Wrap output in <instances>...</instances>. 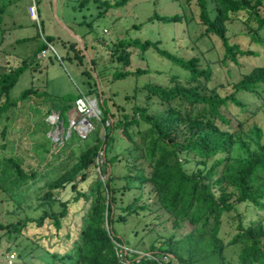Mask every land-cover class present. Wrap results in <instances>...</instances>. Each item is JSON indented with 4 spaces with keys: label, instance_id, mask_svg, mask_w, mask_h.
I'll return each mask as SVG.
<instances>
[{
    "label": "trees",
    "instance_id": "trees-1",
    "mask_svg": "<svg viewBox=\"0 0 264 264\" xmlns=\"http://www.w3.org/2000/svg\"><path fill=\"white\" fill-rule=\"evenodd\" d=\"M128 1L104 4L117 8ZM195 5L203 27L201 37H214L221 43L220 62L237 66L238 55L258 56L250 47L242 50L231 43L227 32L228 25L244 12L256 23L248 30L249 43L263 48L264 0H195ZM3 13L4 6L0 5V41ZM182 19L180 15L153 14L150 21L181 23ZM131 46L141 52L152 49L185 74V83L179 82V75H173L174 85L135 87L132 95L124 97L132 102L127 114L114 102L111 106L118 113H112L104 105L102 94L90 90L87 94L96 99L102 137L97 131L82 140L71 132L63 144L53 149L50 138L43 134L45 144L37 148L36 154L42 162L47 154L44 168L28 165L31 156L26 151L19 157L14 153L1 156L9 176L3 180L9 178L12 189L28 190L30 184L37 183L40 208L52 207L53 192L66 187L71 198L58 203V212L43 209L36 219L0 222V231L11 236L21 234L28 224L35 228L49 225L55 240L66 245L73 240L74 230L72 254L60 255L57 250L44 248L42 253L50 257L45 264H124L118 259L114 243L129 247L116 237L113 223L125 225L130 217L154 215L157 225L161 217L169 222L173 233L156 235L143 251L152 258L127 253L126 263L264 264V117L260 118L261 124L254 121L264 112V65L228 83L230 91L224 93L218 87H208L211 70L201 67L197 57L183 59L161 48L159 41L133 40ZM116 48L113 57L122 69L126 68L129 52L124 41L117 40ZM27 67L22 61V65L6 67L0 73V125L5 122L0 130L2 137L18 102L37 100L38 91L33 88L16 99L10 98V91ZM146 73L138 69L118 71L112 81ZM138 95L141 102L137 101ZM74 100L62 105L64 113L72 109ZM50 110L45 109L42 115L47 117ZM40 121L43 131H48L44 119ZM80 142L82 147L74 149V144ZM100 153L102 162L98 164ZM44 170H48L45 174L49 177L40 183ZM92 173L93 187L87 192L79 189ZM184 225L187 230L183 233ZM235 247V255L228 256L226 250Z\"/></svg>",
    "mask_w": 264,
    "mask_h": 264
},
{
    "label": "rangeland",
    "instance_id": "rangeland-1",
    "mask_svg": "<svg viewBox=\"0 0 264 264\" xmlns=\"http://www.w3.org/2000/svg\"><path fill=\"white\" fill-rule=\"evenodd\" d=\"M104 1L109 5L113 3V0H0V5L4 6L3 17L14 26L9 31L10 37L20 39L16 45L11 41L4 45L2 36L0 49L3 47L4 51H0V73L6 67L22 65V61L29 65L10 91V98H18L24 90L30 88L38 91L37 100L29 98L30 101L18 102L12 119L10 122L6 121V132L3 137L0 136V157L12 153L19 157L26 151L31 156L26 162L28 165H33L34 169L38 166L44 168L47 154H44L45 160L42 162L36 151L45 144L43 134L51 137L54 127L48 124V116L44 117L42 114L49 108L50 113L53 110L60 112L62 125L66 129L68 115L63 112L62 105L67 100L75 99L80 92H100L107 109L118 113L111 106V102H114L127 114L132 102L126 101L124 97L132 95L135 87L145 84L162 87L174 85L175 82L171 81L173 75H179V82L185 83L186 76L182 71L159 57L152 49L141 52L132 47L133 40L159 41L161 48L183 59L197 57L201 67L208 66L211 70L208 87H218L224 93L230 91L226 86L228 83L236 82L251 68L264 65V47L249 43L247 38L248 30L254 29L256 23L248 20L244 12L238 14V21L228 25L227 36L231 43L237 44L242 50L250 47L258 56L238 55V65L235 66L229 62H220L223 48L217 39L201 37L203 27L199 25L195 0H130L117 8L106 7ZM32 4L37 15L35 22L30 20L27 12V7ZM153 14L180 15L183 19L181 23L150 21ZM262 34L264 35V28ZM117 40H123L129 52V64L123 69L113 57L117 50ZM64 43H67V47ZM42 45L43 50L47 51L45 58L36 60L33 54ZM72 45L74 49L68 50ZM89 46H92V57ZM136 69L147 73L112 81L114 73L124 70L134 72ZM40 101L44 105L35 107ZM137 101H142L140 95ZM257 117L254 121L261 124L260 118L264 117V112ZM42 118L47 124L46 132L40 121ZM90 123L93 125L92 132L99 131L102 137L103 130L98 120L90 119ZM3 125L5 122L0 125V130ZM71 134L73 136L75 132L72 131ZM73 147L81 148L82 143H75ZM1 160L0 158V222L10 224L26 218L36 219L43 209L58 212V203L70 200L71 192L66 187L53 192L55 203L52 207L40 208V189L37 183L30 184L28 190L24 187L12 189L9 178L3 180L9 176L4 172ZM47 171L41 173L38 182L48 180L49 176L46 177L45 174ZM101 179L104 180L105 176ZM94 180L95 174L90 175L85 182L79 184V189L87 192L93 187ZM12 201L18 206H13ZM153 218L154 215L130 217L125 225L114 222L113 231L129 247L128 250L143 253L157 234L166 237L173 233L169 222L163 221L161 217L157 225V220ZM149 228H152L151 232ZM186 230L187 225H184L182 232ZM71 235L74 240V230ZM72 241L66 245L64 241H56L49 225L35 228L28 224L21 234L11 236L0 231V264H45L50 257L41 250L46 248L49 252L57 250L60 255L65 252L72 254ZM8 247L12 250H8ZM236 252L237 247L226 250L228 256H234ZM143 254L150 255L145 252Z\"/></svg>",
    "mask_w": 264,
    "mask_h": 264
},
{
    "label": "built area",
    "instance_id": "built-area-1",
    "mask_svg": "<svg viewBox=\"0 0 264 264\" xmlns=\"http://www.w3.org/2000/svg\"><path fill=\"white\" fill-rule=\"evenodd\" d=\"M28 15L31 21H37V15L34 4L28 7ZM46 50H42L37 56V59H42L45 57ZM68 115V126L65 129L62 125V122L59 121V113L52 111L48 115V124L54 127V130L51 134L50 140L53 144L52 148L54 149L57 146L63 144L69 137L72 131L80 139H85L92 131L93 125L90 123V119L99 120V111L96 106V99L92 97H86L80 95L77 97L72 105V109L67 113ZM102 154H99L98 164L102 162ZM114 242V241H113ZM118 259L121 263L129 264L125 262V256L127 253L131 255L132 253L139 254L140 257L146 256L152 258L151 255L138 253L135 251L128 250L125 246L114 243ZM138 260V259H137ZM136 260V262H137ZM163 260H166L163 258ZM131 264V263H130Z\"/></svg>",
    "mask_w": 264,
    "mask_h": 264
},
{
    "label": "crops",
    "instance_id": "crops-1",
    "mask_svg": "<svg viewBox=\"0 0 264 264\" xmlns=\"http://www.w3.org/2000/svg\"><path fill=\"white\" fill-rule=\"evenodd\" d=\"M30 6V5H29ZM28 6V7H29ZM28 7H27V12H28ZM3 15H4V13L2 14V16H1V19H2V22H1V30H2V36H3V39H4V41H3V44L5 45L6 43H9L10 41L14 44V45H16L19 41H20V39H14V38H11L10 37V35H9V31H10V29L12 28V27H14L13 26V24L11 25V24H9V23H11V21L10 22H8L4 17H3ZM9 17H11V15H8ZM31 20V19H30ZM13 23V22H12ZM2 44V45H3ZM65 44V43H64ZM67 44V43H66ZM65 44V45H66ZM61 45L63 46V43H61ZM66 47H67V45H66ZM63 48H65V46H63ZM89 49H90V54H91V57L93 56V54H92V46H89ZM4 51V49H3V47H2V49H0V51ZM43 50V49H42ZM41 50V46L39 47V49L37 50V51H42ZM67 50V49H66ZM35 52L34 54H33V58H35L36 60H43L44 58H42V59H37L36 58V56L39 54L38 52ZM29 66V65H28ZM81 93V92H80ZM78 94L77 96H76V98L77 97H79L80 95H83V96H86V97H91L90 95H88L87 93H88V91L86 92V93H81V94ZM75 98V99H76ZM73 105V104H72ZM54 111V110H53ZM52 112V111H51Z\"/></svg>",
    "mask_w": 264,
    "mask_h": 264
}]
</instances>
